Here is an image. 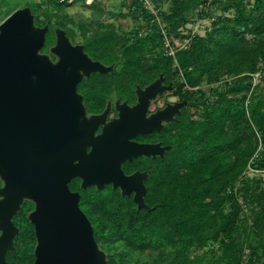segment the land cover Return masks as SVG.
Returning <instances> with one entry per match:
<instances>
[{
  "label": "trees",
  "instance_id": "trees-1",
  "mask_svg": "<svg viewBox=\"0 0 264 264\" xmlns=\"http://www.w3.org/2000/svg\"><path fill=\"white\" fill-rule=\"evenodd\" d=\"M224 1L223 11L231 14H219L205 36L194 38L188 48L177 52L176 69L184 78L180 83L172 77L174 57L147 54L156 45L157 25L145 35L135 32L126 38L117 36L113 45L109 42L113 37L108 35L84 41V51L94 59L106 64L122 61L119 70L98 74L103 78L100 86H114L130 100L137 84L143 87L163 74L164 79H172L175 93L181 95L179 102L191 100L200 110L198 118H190L192 107L185 104L176 119L166 122L160 131L141 135L146 140L155 135V140L170 146L162 156L142 155L123 164L126 173L127 167L148 171L144 180L147 207L138 208L133 194L122 195L111 183L101 189L94 185L84 189L79 177L70 181V188L80 192L79 205L101 246L123 241L134 250L161 249L154 264H243L246 257L244 264H260L264 260V241L250 244L251 252L242 243V207L234 192L236 181L249 164L264 168V96L255 93L264 84V73L263 83L253 86L252 81L253 73L264 72V0ZM94 2L82 3L91 6ZM174 2L177 5L174 3L171 12H163L162 19L175 32L183 20V8L182 1ZM134 3L150 14L141 0ZM35 18L37 24L50 23L40 20L38 14ZM53 26L46 33L43 51L55 41ZM66 32L71 34L70 29ZM224 74L230 78L212 93L194 88L204 79L215 81ZM185 84L193 89H185ZM93 85L99 88L97 82ZM94 91L92 98L85 95L89 112H99L105 105L98 96L101 91ZM258 137L263 147L253 157ZM247 199L264 203L254 190ZM33 208L30 200L22 204L16 221L20 229L16 249L6 251V264L34 262V229L26 217ZM210 245L203 253L191 254L192 249ZM108 257L109 264H129L122 254Z\"/></svg>",
  "mask_w": 264,
  "mask_h": 264
},
{
  "label": "water",
  "instance_id": "water-1",
  "mask_svg": "<svg viewBox=\"0 0 264 264\" xmlns=\"http://www.w3.org/2000/svg\"><path fill=\"white\" fill-rule=\"evenodd\" d=\"M48 30V25H35L28 6L0 23V264H6V251L14 250L18 228L13 217L25 198L34 203L27 214L37 239L33 264H108L79 205L80 192L69 183L75 177L84 189L111 183L122 195L133 194L138 208L147 207L148 171L126 173L122 165L142 155L162 156L170 146L134 138L160 131L189 102L148 116L150 100L171 88L161 74L145 87L136 86L134 105L118 100L119 117L103 123L96 134L106 111L86 117L78 83L113 65L92 59L62 29L51 47L59 56L53 62L41 52Z\"/></svg>",
  "mask_w": 264,
  "mask_h": 264
},
{
  "label": "rangeland",
  "instance_id": "rangeland-1",
  "mask_svg": "<svg viewBox=\"0 0 264 264\" xmlns=\"http://www.w3.org/2000/svg\"><path fill=\"white\" fill-rule=\"evenodd\" d=\"M149 1L150 5L155 10H157L158 19L151 12L150 14L148 13L146 15L143 11V8L135 7L136 4L134 3V0H96L91 6H85L82 1H75L70 3L63 2L62 5H56L51 0H0V23L13 11L28 6L31 8V11L34 15V22L36 26L48 25L50 29L51 24H54L53 28L55 41L47 51H43L44 47L41 50L42 53L48 54L53 62H56L59 59V56L53 53L51 50V47L56 44L57 29L64 30L66 36L73 45H83L86 39L103 35L112 36L113 40L109 42L111 43V45H113L117 36L126 38L134 34L135 32H140L141 34L145 35L147 33H152L155 29L154 25H157L160 28V32L157 35L155 43L156 45H153L147 54L153 57L160 55L174 57L175 60L173 62L172 77L173 80H175L177 83H180L184 80V78L182 72L176 69L177 60L175 57L177 52H179L181 49L188 48L194 38L205 36L206 33L211 30L213 25L212 22L215 17H217L219 14L225 13L223 11L225 1L178 0V3L182 1L183 20L180 22L175 32L171 31L172 29H170V26L166 24V22L162 19L163 12L169 13L172 11L175 3L174 0ZM249 1L254 2L255 0ZM175 4L177 5V3ZM143 7L145 9H148L144 5ZM36 14L39 15L40 20H50V23H46L45 25L37 24L35 18ZM225 14L229 15L231 14V11ZM162 28H164V32ZM67 29H70V35L67 34ZM89 56L94 59L91 55ZM104 64L107 66L113 65V68H117L119 70L122 66V61L118 60L117 62L111 64ZM98 74L104 73L94 71L88 77L85 76V79L82 81V79L84 78L83 77L78 83V92L83 96V104L86 111V117L99 115L106 111L104 113L103 122L100 125L102 126L103 123L119 117V112L116 108V103L118 100L120 102L125 101L129 105H133L137 102L138 95L136 93V86L139 84L134 87V97L129 100L127 98H124L114 86L108 88L100 86V80L102 79L101 81H103V78H99ZM228 78L230 77L224 74L215 81H207L206 79H204L200 85L194 88H201L206 93H212L214 89L220 86ZM93 81L99 84L98 89V86L93 85ZM164 84L171 85V88L163 90L162 92L156 94L155 97L150 100V109H152V111L147 114L148 116L159 109L165 108L169 104H174L177 101L181 100V95L175 93V88L173 87L174 83L172 79L165 78ZM184 88L193 89L188 84H185ZM94 90L98 92L101 91V94H99L98 96H100L101 100H105V105L99 112H89L85 104V95L89 96V98L94 97V95H96L94 93ZM255 91L257 95L263 97L264 84L260 85V87ZM188 106L192 107L191 109L189 108L190 118H198L200 110L195 106V103L190 100ZM97 133L98 130L96 134ZM262 147V141L260 137H258L257 149L253 157L259 154V151L262 150ZM252 161L250 162L252 163ZM127 171V173H132L136 170H132L131 167H127ZM243 179L245 180L243 181ZM252 190L259 194L261 202H263L264 168L255 167L254 165L249 164L247 169L241 174L240 178L236 181L234 186V192L242 207L240 217L244 220V223L239 225V234L247 252H251L249 248L250 244H253L254 242L260 240L264 241V203L258 204L257 201L254 200L248 201L247 196L252 192ZM25 200L27 199L25 198ZM19 212L20 210L15 213L13 217L15 225L16 221L20 219ZM27 214L26 217L28 221L33 225L34 229V224L30 221ZM17 228L18 232L14 237V250L16 249L15 239L19 236L20 232L18 226ZM36 243L37 239L35 235L33 251ZM97 244L99 247L98 250L106 256L108 264L109 254H113L116 258H118L120 254H122V256L129 264H154L161 251V249H147L144 251L134 250L131 249L123 241H116L104 246H101L98 242ZM211 247L212 245L201 249H192L191 254L195 255L203 253ZM170 249L172 248L167 247V250ZM246 260L247 257L244 259L243 264L246 262Z\"/></svg>",
  "mask_w": 264,
  "mask_h": 264
},
{
  "label": "built area",
  "instance_id": "built-area-1",
  "mask_svg": "<svg viewBox=\"0 0 264 264\" xmlns=\"http://www.w3.org/2000/svg\"><path fill=\"white\" fill-rule=\"evenodd\" d=\"M66 2L70 3V2H75V1H82V2H85V3H91V2H94L96 0H65ZM143 5L145 7H147L150 12L152 14L155 15V17L158 19V14H157V10H155L151 5H150V1L149 0H141ZM159 21V20H158ZM164 28H162L163 30ZM164 32V30H163ZM166 35V34H165ZM263 71H257L255 73L252 74V81H253V86H255L256 84H259V83H263Z\"/></svg>",
  "mask_w": 264,
  "mask_h": 264
},
{
  "label": "flooded vegetation",
  "instance_id": "flooded-vegetation-1",
  "mask_svg": "<svg viewBox=\"0 0 264 264\" xmlns=\"http://www.w3.org/2000/svg\"><path fill=\"white\" fill-rule=\"evenodd\" d=\"M85 79V77L82 79V81ZM180 101V100H179ZM179 101H177V102H179ZM134 105V104H133ZM132 106V105H131ZM154 110V109H153ZM152 111V109H150V102H149V106H148V111H147V114H149V112H151ZM117 113V112H116ZM98 133H100L101 132V130H102V126H99L98 127ZM97 132V131H96ZM155 132H157V131H153V132H151V133H155ZM147 134H150V133H147ZM141 135H143V134H140V135H137L135 138H134V140H136V141H139V142H152V143H154V142H158V140H155V135H152V137L151 138H149V139H141L140 137H141ZM122 167H123V165H122ZM124 168V167H123ZM3 184V182H2V180L0 179V186Z\"/></svg>",
  "mask_w": 264,
  "mask_h": 264
}]
</instances>
